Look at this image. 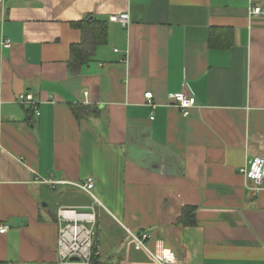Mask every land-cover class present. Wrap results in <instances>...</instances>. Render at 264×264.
<instances>
[{
	"label": "crops",
	"instance_id": "1",
	"mask_svg": "<svg viewBox=\"0 0 264 264\" xmlns=\"http://www.w3.org/2000/svg\"><path fill=\"white\" fill-rule=\"evenodd\" d=\"M93 20L107 42L72 71L77 24ZM181 92L188 117L170 100ZM263 152L264 0L0 2V264H55L58 212H91L90 178L98 264H158L129 234L144 231L177 264H264V185L242 173Z\"/></svg>",
	"mask_w": 264,
	"mask_h": 264
},
{
	"label": "built area",
	"instance_id": "2",
	"mask_svg": "<svg viewBox=\"0 0 264 264\" xmlns=\"http://www.w3.org/2000/svg\"><path fill=\"white\" fill-rule=\"evenodd\" d=\"M3 2V0H0ZM262 13L260 7L251 9L252 16H258ZM113 21L118 22L122 27L126 28L130 24L129 14H122L112 18ZM2 46L12 47L10 40H4ZM117 52V50H115ZM148 103L153 104L151 93L145 95ZM171 102L180 109L184 117H188L190 110L196 106V99L185 92L175 93L170 95ZM16 102L20 105L31 106L37 115L40 113L36 108V101L29 93L19 95ZM153 119V118H152ZM246 179L253 183L252 190L259 192L264 185V152L256 156L249 163V167L242 171ZM94 187L93 179H88L83 185H80L86 193H88L95 203L91 212L79 213L72 208H61L58 212L59 216V235L57 241L58 247V261L55 264H94V258L97 257V251L94 252V236L95 225L97 222L95 205L98 200L92 194ZM8 230V226L0 227V234H4ZM132 241L137 250L146 251L158 264H177V256L174 251L166 246L164 239L155 237L151 232H129ZM148 243H153L151 249ZM264 248V247H263ZM4 264H49V263H26L7 261Z\"/></svg>",
	"mask_w": 264,
	"mask_h": 264
},
{
	"label": "trees",
	"instance_id": "3",
	"mask_svg": "<svg viewBox=\"0 0 264 264\" xmlns=\"http://www.w3.org/2000/svg\"><path fill=\"white\" fill-rule=\"evenodd\" d=\"M81 26L83 33V40L81 44L73 45L71 48L72 58L69 63V68L72 71L79 70L84 64L90 61L89 55L86 53V46L96 47L98 45L105 44L108 37V27L106 23L97 20L86 21L83 25L82 23L77 24ZM210 47L219 48V43L216 40L214 30L210 34ZM218 43V44H217ZM83 109L81 106L74 107V113L77 118L81 117L79 110ZM196 207H186L182 211V215L179 219V223L184 226H194L196 224ZM94 252L97 250L93 247ZM94 263H97L96 258H94Z\"/></svg>",
	"mask_w": 264,
	"mask_h": 264
},
{
	"label": "rangeland",
	"instance_id": "4",
	"mask_svg": "<svg viewBox=\"0 0 264 264\" xmlns=\"http://www.w3.org/2000/svg\"><path fill=\"white\" fill-rule=\"evenodd\" d=\"M92 194H93V192H92ZM76 211L79 212V213H85V212H88V210H79V209H77ZM94 264H95V263H94Z\"/></svg>",
	"mask_w": 264,
	"mask_h": 264
}]
</instances>
